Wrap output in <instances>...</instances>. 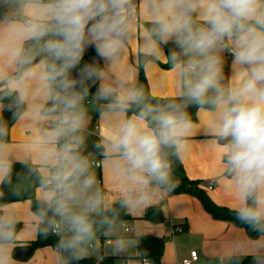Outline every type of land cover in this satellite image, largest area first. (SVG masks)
I'll return each instance as SVG.
<instances>
[{
  "label": "clouds",
  "instance_id": "obj_1",
  "mask_svg": "<svg viewBox=\"0 0 264 264\" xmlns=\"http://www.w3.org/2000/svg\"><path fill=\"white\" fill-rule=\"evenodd\" d=\"M130 46L148 64L170 65L173 98L151 103L120 71ZM89 99L110 124L95 147L127 186L122 207L148 206L156 188H171L169 156L186 147L195 107L224 142L235 219L264 240V0H0V182L11 174L7 113L34 130L29 171L43 190L40 222L72 264L112 224L82 154ZM16 223L0 215V264H14Z\"/></svg>",
  "mask_w": 264,
  "mask_h": 264
},
{
  "label": "crops",
  "instance_id": "obj_2",
  "mask_svg": "<svg viewBox=\"0 0 264 264\" xmlns=\"http://www.w3.org/2000/svg\"><path fill=\"white\" fill-rule=\"evenodd\" d=\"M225 56L230 60L228 54ZM138 63L137 51L130 46L128 59L120 71L129 72L132 76L130 83L134 85H137L139 77ZM160 63L166 62L146 63L144 66L150 93L156 98L171 99L177 91L175 78L169 71L164 70ZM84 107L88 119L83 131L82 154L87 152L84 156L88 159L97 186L104 195L106 212L121 203L127 186L114 175L110 161L95 147L108 133L109 121L104 115H100L93 124L95 106L89 99L85 100ZM87 108H90L89 111ZM208 120L207 114L198 111L197 119L193 121L191 135L186 138V147L179 150L178 157L188 179L200 182L201 189L216 205L231 210L236 207L238 201L235 189L231 187V178L225 172L221 152L224 142L215 140L207 127ZM33 135L34 130L30 122L26 119H17L3 141L5 146L3 154L12 164L34 165V157L29 151ZM92 161H99L101 167L93 166ZM171 173L172 188L179 180L172 171ZM209 186L212 188L209 189ZM171 188H156L148 206L125 207L131 217L130 220L115 224L104 231L99 227L94 240L85 247L79 260L93 259L96 264H100L104 258H114L115 264H143L138 250V239L142 236L165 240L161 264H182L191 258L194 251L198 254V260L193 264H233L234 259L240 256H255L264 260V240L253 241L244 229L229 222L214 220L198 199L187 194L175 195ZM42 197L43 190L40 187L36 190V199L43 202ZM152 207L161 208L166 218L165 223L154 224L144 219L146 211ZM6 213L12 214L19 225L16 231V246L13 249L14 264H72L56 247L36 250L30 247L38 238L41 224L40 216L33 212L30 201L0 207V215ZM118 240L134 243L121 252L115 247Z\"/></svg>",
  "mask_w": 264,
  "mask_h": 264
},
{
  "label": "trees",
  "instance_id": "obj_3",
  "mask_svg": "<svg viewBox=\"0 0 264 264\" xmlns=\"http://www.w3.org/2000/svg\"><path fill=\"white\" fill-rule=\"evenodd\" d=\"M170 47V45H169ZM166 50V49H165ZM94 56V52L91 50L89 54L85 57V60H90ZM144 62L143 58L139 57L138 63V82L137 85L141 86L148 96L151 103H164L168 99L156 98L153 97L150 93L148 80L144 72ZM160 66L167 70L170 68L168 63L161 64ZM92 92H95V88L91 89ZM135 111L133 108L128 115H132ZM189 116L192 121H196L198 109L195 107H189L187 109ZM5 119L8 126V132L11 127L17 121L13 119L9 114L5 113ZM100 114L95 112L93 118V124L98 120ZM92 124V129L94 128ZM7 132V133H8ZM3 141L4 138H3ZM87 152H85L86 154ZM83 154V155H85ZM171 163V171L178 177V184L171 188L173 194H187L198 199L204 210L216 221L229 222L237 226L238 228L244 229L248 237L253 240H259L257 233L248 228L247 225L241 224L234 217V212L228 208L220 207L216 205L208 194L201 189L200 182L191 181L186 176L183 165L176 154H170L169 156ZM34 165L25 164V163H13L11 164V174L10 177L6 178L4 182L0 185V207L8 205L11 203L30 201L31 207L34 213L40 214L44 209V203L36 199V190L40 188L39 182L36 179L35 174L31 173L29 169ZM50 215V213H49ZM104 216L111 218V226L118 224L120 222L128 221L131 217L127 214L126 208L121 206V203L116 204L111 210L103 213ZM40 216V215H39ZM145 220L152 222L154 224H163L166 222V218L160 207H152L146 211ZM110 226V227H111ZM109 227V228H110ZM19 225L16 224V231L18 230ZM44 225L41 223L39 225L38 238L35 242L30 244V247L33 250L44 248V247H56L59 237L55 236L52 233H45L43 231ZM102 231L108 229L101 226ZM165 240L156 238L153 236H142L138 239V250L140 253V258L150 260L153 264H161L162 257L164 254ZM67 262V261H66ZM69 263V262H68ZM77 264H96L93 259H84L78 260ZM100 264H115L114 258H104ZM233 264H253V257L251 256H240L236 257L233 261Z\"/></svg>",
  "mask_w": 264,
  "mask_h": 264
},
{
  "label": "built area",
  "instance_id": "obj_4",
  "mask_svg": "<svg viewBox=\"0 0 264 264\" xmlns=\"http://www.w3.org/2000/svg\"><path fill=\"white\" fill-rule=\"evenodd\" d=\"M87 104H89V102H87ZM91 164L97 168L101 167V163L99 161H92ZM208 188L211 189L212 187L209 186ZM55 236H57V235H55ZM57 237H59V236H57ZM197 260H198V254L196 251H194L191 253V258L188 260H185L182 264H193V262H195ZM143 264H152V262L150 260L143 259Z\"/></svg>",
  "mask_w": 264,
  "mask_h": 264
},
{
  "label": "water",
  "instance_id": "obj_5",
  "mask_svg": "<svg viewBox=\"0 0 264 264\" xmlns=\"http://www.w3.org/2000/svg\"><path fill=\"white\" fill-rule=\"evenodd\" d=\"M64 257H65L66 260L72 262L65 254H64Z\"/></svg>",
  "mask_w": 264,
  "mask_h": 264
},
{
  "label": "rangeland",
  "instance_id": "obj_6",
  "mask_svg": "<svg viewBox=\"0 0 264 264\" xmlns=\"http://www.w3.org/2000/svg\"><path fill=\"white\" fill-rule=\"evenodd\" d=\"M87 109H88L87 111H89L90 108H87ZM91 109H92V108H91Z\"/></svg>",
  "mask_w": 264,
  "mask_h": 264
}]
</instances>
